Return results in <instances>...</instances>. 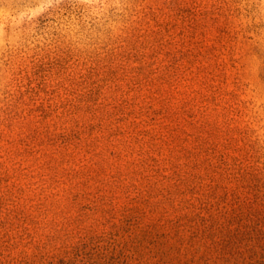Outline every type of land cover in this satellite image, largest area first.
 <instances>
[{
	"label": "rangeland",
	"instance_id": "374dc122",
	"mask_svg": "<svg viewBox=\"0 0 264 264\" xmlns=\"http://www.w3.org/2000/svg\"><path fill=\"white\" fill-rule=\"evenodd\" d=\"M76 254L264 264V0H0V264Z\"/></svg>",
	"mask_w": 264,
	"mask_h": 264
},
{
	"label": "trees",
	"instance_id": "16d2710c",
	"mask_svg": "<svg viewBox=\"0 0 264 264\" xmlns=\"http://www.w3.org/2000/svg\"><path fill=\"white\" fill-rule=\"evenodd\" d=\"M79 256H80L79 254H76L72 259L66 260V262H64L62 264H75V262L78 261ZM80 261L81 260H79V263H80ZM50 264H52V263H50Z\"/></svg>",
	"mask_w": 264,
	"mask_h": 264
}]
</instances>
